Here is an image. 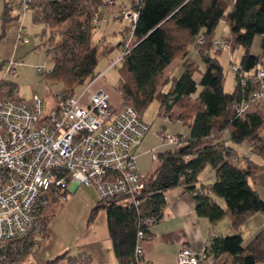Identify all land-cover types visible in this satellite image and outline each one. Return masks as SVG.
Wrapping results in <instances>:
<instances>
[{
    "label": "trees",
    "instance_id": "trees-1",
    "mask_svg": "<svg viewBox=\"0 0 264 264\" xmlns=\"http://www.w3.org/2000/svg\"><path fill=\"white\" fill-rule=\"evenodd\" d=\"M90 1L31 0L33 20L44 25L41 37L46 36L48 28L59 35L58 40L51 35L50 41L41 42L52 62L51 68L42 73L43 77L47 81L62 83L61 92L66 95L74 94L79 86L85 87L102 72L99 61L108 54L105 39H94L95 12ZM8 2L5 0L1 16L0 43L6 34V23L18 17L13 8L8 7ZM137 8L135 45L119 67L118 89L124 100L121 106L131 103L143 115L157 98L159 114L171 120H181L189 126L190 132L180 148L167 146L158 151L157 165L146 176L143 199L138 207L125 206L114 199H100L91 208L88 225L94 222L100 209H106L114 251L120 264H147L144 254L136 255L138 232L144 231V241L150 238L151 226L164 215V191L170 187L183 185L190 191L198 214L207 216L213 226L229 216L230 225L240 228L258 212L264 211V198L251 181L264 169V134L261 131L264 111L260 110L263 104L239 115L236 104L252 91L253 86L250 83L243 85L236 73L235 88L227 92L223 65L210 53L212 48L219 50L214 44L215 29L219 21L226 18L234 41L233 50L237 46L243 48L240 63L233 62L243 71L263 66L264 0H141ZM120 16L124 18L123 12ZM127 28L128 25L124 29ZM256 35H261L259 54L251 51ZM198 37L204 42H195L194 47L200 53L204 69L197 60L189 57L190 44ZM179 55L184 57L182 72L174 76L168 89L157 87L158 76ZM4 66V60H0V70ZM196 70L201 74L199 80L194 77ZM199 85L202 89L195 95ZM2 88L13 93L17 86L14 81L4 79L1 93ZM175 106L181 109L176 112ZM244 141L250 143L253 153L262 161L249 156L245 157L244 164L232 160V148ZM207 165L213 170L209 182L200 177ZM64 201L54 200L42 211L45 231L57 207ZM147 217H153V221L146 222ZM39 242L40 239L34 237L25 244V252L18 259L12 257L9 247L6 250L9 256L0 259V264H20L33 251V245ZM206 244L208 255L213 256L212 262L221 256L225 257L224 264L264 261V227L248 242L238 232L213 234ZM62 258H67L69 264L90 261L89 255L73 256L64 251L47 264H54Z\"/></svg>",
    "mask_w": 264,
    "mask_h": 264
},
{
    "label": "built area",
    "instance_id": "built-area-1",
    "mask_svg": "<svg viewBox=\"0 0 264 264\" xmlns=\"http://www.w3.org/2000/svg\"><path fill=\"white\" fill-rule=\"evenodd\" d=\"M114 2L104 0L107 5ZM140 2L133 0L123 10L128 28L123 31L118 54L95 78L120 64L135 45ZM30 4L31 0L8 2L20 16L26 14ZM203 42L202 37L196 40ZM214 44L217 48L231 47L226 37L215 38ZM231 61L241 83L253 86L236 104L237 113L243 115L264 104V65L243 71L233 62V55ZM15 68L16 59H10L4 76L14 73ZM93 80L78 94L59 93L57 104L50 109L45 108L38 93L30 98L0 95V252L24 240L52 201L66 200L72 183L93 187L101 199H114L125 206L138 207L142 202L146 175L139 168L138 148L151 124L134 105L112 104L109 93L102 88L91 91L85 99ZM162 139V144L178 149L187 136L164 131ZM151 151L152 158L158 159L157 150ZM145 221L150 223L153 217ZM144 235L139 230L138 257L144 254ZM212 260L207 244L199 251L183 244L178 251V264H211Z\"/></svg>",
    "mask_w": 264,
    "mask_h": 264
},
{
    "label": "rangeland",
    "instance_id": "rangeland-1",
    "mask_svg": "<svg viewBox=\"0 0 264 264\" xmlns=\"http://www.w3.org/2000/svg\"><path fill=\"white\" fill-rule=\"evenodd\" d=\"M9 1V0H7ZM120 2L124 0H118ZM129 1V0H125ZM5 0H0V29L2 30V20L1 16L4 10ZM9 7V5H8ZM9 8H12L10 6ZM104 11V9L102 8ZM28 28V32L30 33V50L23 55L19 61L16 62V68L14 73L8 72L6 73L7 77H13L18 82L19 92L22 96H29L33 93L41 94L42 96H49L53 97L56 92L58 96L59 93H62V83L54 82V81H47L43 77V72L49 70L51 68L52 62L50 57L47 56L46 49L43 45H41L42 40L46 41L50 39L51 35L55 36L56 39H59V35L55 31H51L48 28V32L46 33L45 37H41L42 30L44 25L41 23H37L33 20L32 10H28L25 15H21V19ZM96 24V22L93 21ZM120 19L114 20L111 19L109 22L103 21L100 25L96 26L94 39H98L99 37H103L108 41L115 42L117 41L118 37L116 35L115 30H117L120 25H122ZM7 30V24H6ZM118 34V33H117ZM227 38L228 42H230L231 47L225 48H218L219 50H215L216 48H212L210 53L212 56H216L220 63L223 65L224 69V89L227 92H232L235 88L236 78H235V71L232 68V61L231 56L233 55V60L239 64L241 60V56L243 54L242 46H237L233 50L234 41L231 38V31L230 26L226 18H222L216 29H215V38ZM5 41L3 42V53H0V60H4V68L9 63L10 59H14L15 57H8L10 53H7V49L10 50L12 45V39H9V35L6 32ZM93 39V40H94ZM50 41V40H49ZM44 42L45 44H47ZM94 42V41H93ZM106 42V41H105ZM195 42L193 41L190 44L192 55L196 53L195 49ZM260 43L259 35L255 38V44L253 48L254 50ZM202 44V43H197ZM118 54V50H116L112 55L108 57H102L99 61V69L105 70L109 65L111 58L115 57ZM193 59L197 60L200 64V68L204 69V63L200 56V53H196L193 56H190ZM184 57L179 55L174 60V68L168 69L163 71L157 78L156 84L157 87H162L163 89H168L172 83V79L174 78V73L178 72L180 65L183 64ZM194 65V63H193ZM39 66H44L43 71L39 70ZM120 64L116 67H113L106 71L104 77L100 79V81L94 84L89 91L94 90L99 85H103L108 91L110 90L113 92L115 97L118 101H121L122 96L118 89V81L120 77L119 71ZM196 67V66H195ZM199 71L196 70L195 74L199 76ZM167 77V78H166ZM166 79V81H165ZM165 81V82H164ZM164 82V83H163ZM82 86L76 88L75 93L78 94L82 90ZM202 86L199 85L197 91L194 93L195 95L199 94L201 91ZM193 94V95H194ZM86 99V97H85ZM131 104V103H128ZM175 111H179L181 108L175 106ZM160 110V102L157 98H155L146 110L143 113L144 118L151 124V131L148 133L142 144L138 148V162L140 171L144 175H148L153 169L155 168L158 159L152 158L151 152H146L147 148H150L154 145H158L162 140V134L164 130L169 133H182L186 135L189 131V126L182 122L181 120H171L168 117L159 114ZM260 110L264 111V104L260 108ZM262 133L264 134V127L262 128ZM162 143V142H161ZM171 146V145H170ZM167 148V145L162 144L161 147L158 148L157 151H162ZM254 149L250 145L248 141H244L240 144H237L236 147L232 148V160L237 164H244V159L246 156L254 157L255 159L262 161L261 158L257 157L255 152L253 153ZM209 168L205 167L202 172L201 176L205 179L206 182L212 180V175L210 174ZM263 172L256 174L255 177L251 178V181L257 186L258 192L262 198H264V169ZM263 182V183H262ZM99 193L90 186L87 185H80L74 191H71L68 198L64 201L61 206H58L56 209V213L54 217L51 219L50 224L53 228L57 229L62 235H65L68 238H75L81 233V230L87 228L85 225L91 208L100 200ZM224 203V201H222ZM101 210V209H100ZM99 210V211H100ZM86 212L88 214L86 215ZM83 214V215H82ZM86 215V217H85ZM97 217V216H96ZM262 227H264V211L258 212L255 216L251 218L248 223H245L240 228H233L230 225L229 216L224 217L219 221V230L220 232H224V234H234L241 232L244 236V241L248 242L254 235L259 231ZM45 224L41 220L39 224L26 236L24 240H19L16 243L12 244L11 249L8 250L11 252L12 257L18 259L22 257V254L25 252V244L29 243L35 236L42 237L45 233ZM78 238V237H77ZM30 248V247H29ZM32 247L30 248V250ZM34 249V245H33ZM7 249H3L0 252V259H5L9 255L7 254ZM26 255V254H25ZM27 254L24 260L20 263L22 264L24 261L27 260ZM66 263V262H65ZM60 262L59 264H65ZM264 264V261L261 262Z\"/></svg>",
    "mask_w": 264,
    "mask_h": 264
},
{
    "label": "crops",
    "instance_id": "crops-1",
    "mask_svg": "<svg viewBox=\"0 0 264 264\" xmlns=\"http://www.w3.org/2000/svg\"><path fill=\"white\" fill-rule=\"evenodd\" d=\"M90 2L92 9L95 12V18L97 19L96 26H99L103 21L109 22L111 19H120L121 23H123L114 32L116 33V35L114 34V36L118 37L116 43L105 39V44L108 49V54L106 57H108L110 56V54L112 55L116 50H118V44L122 40L123 36L122 30L127 25L126 19L122 18L120 15L123 10L132 5L133 0H124L122 2L115 0V3L113 5L105 4L104 0H91ZM102 8L104 9V11L102 10ZM13 11L18 15V17L6 23V32L9 35V39H12L11 48L10 50L7 49V53H10L8 57H15L17 62L30 50L31 39L28 28L25 23L20 20L21 16L18 14L17 9H13ZM21 24L23 25V27H21ZM21 29L22 33H20ZM4 37L0 43V53L4 52ZM259 39L260 43L254 50L255 52L252 51L254 48L255 40L251 48V51L255 54L261 53V35H259ZM196 53H198L197 49ZM193 55L191 52V56ZM174 66L175 65L173 61L164 69V71L168 70L169 68L173 69ZM182 70L183 64L180 65L178 72L174 73V75H179ZM104 75L95 78L91 84V87L94 84L98 83L100 79L104 77ZM194 77L196 80H199L201 74L199 73V76L194 74ZM4 79H10L16 83L17 88L15 89V92L8 93L9 91H7L6 88H2L1 93L2 81ZM99 88H102L109 93L110 101L112 102V104L116 106H121L123 104V98L121 99V101H118L113 92H111L110 90L108 91L103 85H99L95 89ZM89 89L86 91V99L91 92L89 91ZM0 93L2 95L14 94L17 96H22L19 92L18 82L15 80V78L7 77L6 75L4 76V68L0 70ZM57 93L58 92H56L53 97H49L47 95L42 96L41 94H39L44 99L46 109H50L57 104ZM31 96L32 95L22 97L30 98ZM189 132L190 128L186 135H188ZM161 142L158 145L147 148L146 152L152 153L151 150L153 148L158 150V148L161 147ZM236 146L237 145H234V147ZM207 167L209 168L208 170L212 175L213 170L211 166L207 165L206 168ZM201 179L205 181L204 178L201 177ZM79 186L80 185L72 183L69 189V194ZM164 196L166 200L164 215L157 223L151 226L152 235L150 236V238L144 241L143 256L147 264H178V251L183 244H188L194 251H199L204 244L209 242L211 235L224 234V232H220L221 230H219V222L215 226H213L207 216L198 214L196 210V201L193 194L188 191L183 185H176L166 189L164 191ZM87 214L88 212H86V215ZM87 221L85 223L87 228L83 231L81 230V233L78 236H75V238L73 239L62 235L49 223L42 237L35 236L36 238L40 239V242L34 246V249L28 256L27 260L22 264H47L50 259L54 258L56 255L64 251H68V255L73 256L78 254L90 256L89 262H74L73 264H120L118 257L116 256V253L114 251L108 226L106 209L102 208L99 211L96 219L91 225H88ZM60 262H66L65 264H69L67 258H62L54 264H59ZM224 262L225 257L221 256L215 259L212 264H224ZM258 264L262 263L258 262Z\"/></svg>",
    "mask_w": 264,
    "mask_h": 264
}]
</instances>
